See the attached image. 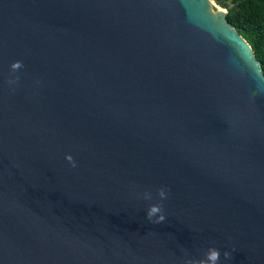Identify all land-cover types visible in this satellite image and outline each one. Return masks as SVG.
<instances>
[{"label": "water", "instance_id": "obj_1", "mask_svg": "<svg viewBox=\"0 0 264 264\" xmlns=\"http://www.w3.org/2000/svg\"><path fill=\"white\" fill-rule=\"evenodd\" d=\"M221 2L0 0V264H264V75Z\"/></svg>", "mask_w": 264, "mask_h": 264}, {"label": "trees", "instance_id": "obj_2", "mask_svg": "<svg viewBox=\"0 0 264 264\" xmlns=\"http://www.w3.org/2000/svg\"><path fill=\"white\" fill-rule=\"evenodd\" d=\"M221 9L227 4L214 0ZM234 8L227 16L229 24L237 30L251 48L264 75V0H224Z\"/></svg>", "mask_w": 264, "mask_h": 264}, {"label": "clouds", "instance_id": "obj_3", "mask_svg": "<svg viewBox=\"0 0 264 264\" xmlns=\"http://www.w3.org/2000/svg\"><path fill=\"white\" fill-rule=\"evenodd\" d=\"M212 2V0H211ZM23 67V63L21 61H16L14 63L11 64L10 69L11 72L15 73L18 70H20ZM19 77H15V79H10L8 81V83L14 84L16 82H18ZM39 83V82H37ZM66 159L69 161V163H71L72 167H75L76 164L72 158V156H66ZM158 195L160 197L161 200H164L167 198V194L164 188L159 189L158 191ZM144 198L145 199H151V195L149 193H145L144 194ZM156 218L155 220H153V218ZM146 218L150 221L153 222L155 224H161L165 221L166 217L163 214V208L162 205L160 204H155L149 207L147 213H146ZM224 258L227 259H231V253L229 252H224ZM219 260H220V251L216 248H209L207 250V252L205 253V256L203 259L200 260H192V259H188L184 262V264H219Z\"/></svg>", "mask_w": 264, "mask_h": 264}, {"label": "bare ground", "instance_id": "obj_4", "mask_svg": "<svg viewBox=\"0 0 264 264\" xmlns=\"http://www.w3.org/2000/svg\"><path fill=\"white\" fill-rule=\"evenodd\" d=\"M213 3V2H212ZM214 4V3H213ZM215 5V4H214ZM216 6V5H215ZM217 7V6H216ZM217 10H218V12L220 13V15H222L223 13H224V11L223 10H221L219 7H217Z\"/></svg>", "mask_w": 264, "mask_h": 264}, {"label": "rangeland", "instance_id": "obj_5", "mask_svg": "<svg viewBox=\"0 0 264 264\" xmlns=\"http://www.w3.org/2000/svg\"><path fill=\"white\" fill-rule=\"evenodd\" d=\"M212 2L216 5V3L214 2V0H212ZM227 3H229V2H227ZM217 6V5H216ZM218 7V6H217ZM220 8V7H219ZM221 9V8H220ZM221 10H223V9H221ZM224 11V10H223Z\"/></svg>", "mask_w": 264, "mask_h": 264}]
</instances>
